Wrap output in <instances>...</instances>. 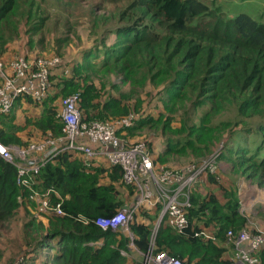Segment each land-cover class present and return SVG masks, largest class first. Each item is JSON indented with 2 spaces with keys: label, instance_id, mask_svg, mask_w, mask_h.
I'll list each match as a JSON object with an SVG mask.
<instances>
[{
  "label": "trees",
  "instance_id": "1",
  "mask_svg": "<svg viewBox=\"0 0 264 264\" xmlns=\"http://www.w3.org/2000/svg\"><path fill=\"white\" fill-rule=\"evenodd\" d=\"M127 1L120 13L125 24L114 30L117 39L110 48L103 49L102 64L95 69L89 60L96 54L84 52L83 62L67 76L62 75L60 64L51 68L52 86L57 85L63 96L78 93V107L84 120L117 118L129 111L118 98L97 101L99 90L90 71L97 76L100 72L114 73L130 84L163 85V104L169 116L187 102L194 110L209 107L205 114L209 116L231 108L237 117L255 120L254 129L247 131L252 132L249 137H259V142L252 151L248 144L250 139H246L248 146L237 145L235 152L242 173L264 189V23L245 13L226 16L219 8H210L201 0ZM16 2L0 0L1 43L18 34L17 19H12ZM31 13V9L22 13L27 22ZM52 97L46 95L40 101L25 95L17 97L16 101L25 98L41 105L40 115L35 119L26 118L25 124L41 134L56 137L63 134V123L57 105H50ZM13 109L14 106L8 115L0 116V142L6 146H21L24 141L18 132L23 128L12 123ZM151 121L152 117L140 119L125 131L132 134L136 127ZM230 124L229 121L212 124L208 118H203L198 125L184 126L183 121L182 131H172L167 126L168 144L164 153L178 151V145L194 150L195 140H203L209 146L221 138ZM185 131L189 140L171 136ZM148 145L150 149L151 143ZM163 156L161 154L159 159ZM122 175L120 165L108 164L107 168L89 170L68 153L46 163L40 168L35 187L39 192L47 188L54 190L50 201L52 204L60 201L63 214H45L46 224L28 218L23 224V240L29 248L20 256L24 254L26 259L34 256L28 264H36L38 252L44 257L42 264H129L128 258L120 253L122 249L129 251L128 236L121 230L102 229L94 222L97 217L109 215L123 205L118 191V187L124 185ZM103 177L108 180L106 183H100ZM208 180L217 184L213 174L208 175ZM217 186L221 194L211 191L204 195L191 194L188 224L181 232L161 222L154 238L156 251H166L185 264H230L227 232L236 235L246 228L247 221L235 194L221 184ZM126 187L129 195L134 193L132 186ZM29 203H32L29 191L17 183L16 166L0 156V237L8 232L20 208ZM129 229L136 247L146 251L151 226L135 217ZM202 229L213 234L214 239L196 234ZM260 257L264 264V249Z\"/></svg>",
  "mask_w": 264,
  "mask_h": 264
},
{
  "label": "rangeland",
  "instance_id": "2",
  "mask_svg": "<svg viewBox=\"0 0 264 264\" xmlns=\"http://www.w3.org/2000/svg\"><path fill=\"white\" fill-rule=\"evenodd\" d=\"M201 1L210 8H219L226 16L245 13L264 23V0ZM127 3V0L118 2H104L102 0H17L12 19H17L18 34L12 40L5 43L0 42V59L10 61L19 55H24L29 59L58 57L60 67L64 72L62 75L67 76L71 73L70 70L83 62V53L92 51L96 56L89 61L96 69L102 64L103 49H109L117 39L114 30L125 24L124 20L120 18V13ZM29 9L32 10V13L27 22L26 15L22 13ZM89 73L99 90L97 101L103 102L111 97L120 99L129 109L127 114H133V122L147 117L153 118L151 123L144 122V125L136 127L132 134L126 132V139L151 143L149 151L157 171L163 169L183 170L191 165L207 164L208 166L202 172L201 177L192 184L189 196L192 193L204 195L209 191L221 194L217 186V184H221L237 197L240 212L247 221L246 231H264V189L242 173V167L239 166L240 160L235 152L237 145L246 147L248 144L249 149L253 151L259 142V137H249L252 132H248L250 128L254 129L255 120L237 117L236 112L231 108L222 110L216 115H205L209 107L204 106L194 110L190 102H187L185 107H180L177 113H172L169 116V112L165 110L163 104L165 97L163 85L154 86L149 82H145L143 85L130 84L123 82L122 77L114 73L100 72L98 76L93 71ZM1 80L0 77V82ZM47 95L53 96L50 105H57L59 118L62 122V100L66 96L61 95L55 84ZM24 116L28 119L31 118L26 114ZM203 118H208L212 124L224 121H229L231 124L221 133V138L209 146L203 140H195L192 146L195 151L178 145V151H174L175 153H164V147L168 144L167 130L165 131L167 126L172 131H182L183 121L184 126H191V123L198 125ZM109 119L113 118L109 117L104 120ZM159 119L162 121L157 123ZM241 121H246L247 124ZM182 133L171 136L173 138L181 137L184 141L189 140L190 136H187V132ZM20 135L24 144L21 146L11 145L9 148L13 161L19 165H21V160L17 157L18 151L26 150L31 142L42 145L40 150L28 155V158L38 160L45 156L46 158H53L57 149L64 144V139L60 140V137L51 136L49 133L41 134L30 125H25ZM246 139H250L248 144L245 142ZM161 154L165 156L159 159ZM71 155L72 159L76 158L82 161L80 155ZM55 158L49 162L54 161ZM108 164L106 158L101 155L90 166H87V169L91 170L93 167L107 168ZM210 174L215 176L217 184L209 182L208 175ZM99 181L106 183L108 180L103 177ZM118 191L123 205H126L127 209L133 208L136 199L135 192L129 195L126 185L118 187ZM31 201L32 203L26 204V207L20 208L12 220L8 232L0 237V264H28V261H32V257H34L26 259L24 254L20 256L24 250L29 248L23 240V224L30 217L46 224L47 218L39 209L40 199L37 197ZM121 207L118 209L119 211H121ZM132 210L134 215L137 214V216L133 215L132 220L134 221L135 217H138L139 220L143 219L145 223L151 226L152 230L158 219V206H151L145 202L137 210L134 208ZM128 229L124 228L121 231L128 236L127 233L130 232ZM206 232L209 233L208 230ZM228 244L227 258L230 259L234 253L233 242ZM39 253L36 256V264H42L44 260L42 253ZM129 256V264H135V261L138 262L143 259L138 253H131Z\"/></svg>",
  "mask_w": 264,
  "mask_h": 264
},
{
  "label": "built area",
  "instance_id": "3",
  "mask_svg": "<svg viewBox=\"0 0 264 264\" xmlns=\"http://www.w3.org/2000/svg\"><path fill=\"white\" fill-rule=\"evenodd\" d=\"M58 64H60L58 57L29 59L19 55L10 61L0 59L2 78L0 116L11 112L19 96L27 95L34 100H43L52 87L51 68ZM78 97V93H74L62 100L63 134L56 137H60V140L64 139V144L57 149L53 158L62 153L78 154L87 167L102 155L110 165H120L123 170L124 185L132 186L136 194L133 208L137 210L146 202L151 206H158L159 212L157 222L151 230L148 249L142 251L136 247L134 235L130 231L127 233L129 251L122 249L121 255L129 259L131 253H138L143 259L135 261V264H185L166 251H156L154 238L161 222L177 232H181L187 226V213L191 206L190 189L208 165L204 163L191 165L183 170L157 171L148 141L126 139L125 129L135 123L133 114L129 113L109 120H84L82 111L78 107ZM10 146L0 142V156L16 166L17 183L29 191L31 200L37 197L40 199L39 209L42 214H63L60 201L55 204L50 201L51 192L55 193L54 190L47 188L40 193L35 187L40 168L53 158L46 156L41 160L28 158L30 153L42 148V145L31 142L26 150L18 151L17 157L21 160L19 165L13 161ZM55 195L59 198L57 193ZM133 208L127 209V206L123 205L121 211L116 210L109 215L99 216L94 222L102 229L112 231L128 229V223H131L134 215ZM196 234L202 235L205 239H214L213 234L207 233L205 229ZM227 236L228 241L233 242L234 253L230 258V264H263L260 252L264 249V231L247 232L244 228L236 235L228 231Z\"/></svg>",
  "mask_w": 264,
  "mask_h": 264
},
{
  "label": "crops",
  "instance_id": "4",
  "mask_svg": "<svg viewBox=\"0 0 264 264\" xmlns=\"http://www.w3.org/2000/svg\"><path fill=\"white\" fill-rule=\"evenodd\" d=\"M41 109H42L41 105L40 106L35 105L31 101H29L25 98H19L14 105V109H13L14 120L12 123L14 125L19 126V127H22L23 128L22 130H24V126L26 125L25 124L26 118H25L24 114L29 115L31 117L29 119H35L36 117H38L40 115ZM22 130H20L18 132V135L21 138H22V136L20 135V133L22 132ZM34 130H36V129H34Z\"/></svg>",
  "mask_w": 264,
  "mask_h": 264
}]
</instances>
